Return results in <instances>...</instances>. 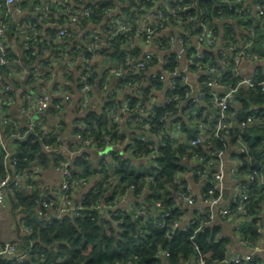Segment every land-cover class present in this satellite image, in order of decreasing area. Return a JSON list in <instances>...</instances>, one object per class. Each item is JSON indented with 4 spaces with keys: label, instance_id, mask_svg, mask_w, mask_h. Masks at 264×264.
<instances>
[{
    "label": "built area",
    "instance_id": "built-area-1",
    "mask_svg": "<svg viewBox=\"0 0 264 264\" xmlns=\"http://www.w3.org/2000/svg\"><path fill=\"white\" fill-rule=\"evenodd\" d=\"M4 1L8 8L14 7L13 11H23L20 6L23 0ZM106 1H113L115 7L107 13L105 24L95 26L90 33L92 43L87 46V54L80 48L85 46L82 36L87 32L82 20H90L92 14L88 4L49 0L35 6V24L9 22L11 10L0 19V156L5 170V174H0V213L13 201L18 203L17 194L40 191L37 209L38 216L44 219L41 227L63 216H86L92 209L98 213L102 227L110 234L113 229L116 237L124 233L125 218L131 213L133 221L138 220V227H142L139 235H148L144 230L148 222L157 231L166 230L172 246H180V241L176 240L177 233L193 232L194 257L192 260L183 259L182 264H206L194 236L204 228L218 230L214 225L216 220L237 215L239 222L234 233L246 253H227L226 259L218 264L255 262L262 238L249 240L242 225L249 218V191L264 193V144L258 148L261 156L252 171L254 173H241L252 160L251 143L242 133L254 125L264 126V105L253 106L242 120H239L236 109L242 105V89L254 91L260 87L264 91V71L248 76L241 69L242 64L250 60L264 58L259 52L261 46L264 48V0H220L219 16L213 21H208L205 9L197 0H159L151 8L144 5L135 8L137 12L132 11L134 22L122 10L129 5L127 0L125 4L120 0ZM141 1L136 0L140 4ZM63 14H69L68 25L57 27L56 22L50 21L51 17L58 19ZM49 24L58 28L55 36L46 30L44 34L39 31ZM10 25H14L13 30H10ZM9 32L14 37L24 38L22 56L30 67L24 89L17 88L11 80L15 75L13 65L18 60L11 63L6 45ZM124 35L131 38L121 45L126 57L120 62L110 54L114 52L112 41ZM40 37L59 42L57 50L68 51L76 57L73 59L63 54L49 58V53L39 55L32 42ZM101 51L105 53L101 54ZM29 52L36 56L34 63H28ZM205 52L213 53L214 57L206 56ZM172 63L176 68H171ZM71 73L78 76L79 89L76 82L69 81ZM92 75L99 76L100 84L99 80L95 85L90 82ZM136 75H140L138 80L132 77ZM203 77V83L199 82ZM176 78L182 80L181 85L175 81ZM157 83L160 84L157 86ZM41 84L45 88L39 90ZM68 85L73 86L72 93L66 88ZM179 89L185 93L181 94ZM146 90L149 97H145ZM19 91L22 92L20 112L26 117V126L8 115ZM75 92L80 94L76 106L80 117L69 139H65L63 109L65 104H71ZM122 92H127L123 98ZM206 97H209V106L217 112L213 125L198 119V109L204 106ZM132 98L140 100L139 106H130ZM55 99L61 103L54 104ZM105 102L110 103L105 109L109 119L124 138L114 140L106 134L102 143L97 144L91 136L93 127L85 124L84 117L92 110L101 112ZM173 104L176 111L170 110ZM52 107L57 110V115L51 118L53 127L47 119ZM159 110L164 113L162 116ZM43 112L48 114L36 118V114ZM6 125L14 128L9 137L4 136ZM36 127L42 129V152L53 160L51 166L60 173V185L53 190L41 185L40 178L47 170L41 162L32 163L30 176L16 170L17 157L10 141L24 140ZM154 127L160 130L154 132ZM232 132L236 134L234 138ZM191 133L194 136L189 138ZM50 134L54 137L51 138L53 143L47 137ZM169 144L173 148L184 145L186 149L175 152L180 169L172 178L163 180L162 192L170 191L175 203L182 206L186 214L171 224L165 219L149 222L151 214L157 212H162L164 218L169 216L164 213L160 200L145 202L152 186L157 185L156 180L162 176L163 168L159 163L163 157L161 149ZM85 150L98 152L96 165L90 162V154ZM80 156L89 162L90 173L83 174L82 169L76 173L74 162ZM56 157L58 162H55ZM122 163L131 164L129 171L132 174L148 176L140 192L137 193L134 184L125 186L121 183L115 170H120ZM227 176L229 182L226 181ZM230 184L234 186V192L229 196ZM226 200L229 201L224 204ZM199 203L205 207L198 208ZM45 211L48 214L44 216ZM261 216L260 234L264 229V206ZM21 224L25 234L33 233L26 219ZM216 236L223 239L219 230ZM32 250L31 245L21 250L18 243L0 242V260L20 264ZM157 256L162 264H170L169 249L159 246ZM118 264L138 263L127 258Z\"/></svg>",
    "mask_w": 264,
    "mask_h": 264
},
{
    "label": "trees",
    "instance_id": "trees-1",
    "mask_svg": "<svg viewBox=\"0 0 264 264\" xmlns=\"http://www.w3.org/2000/svg\"><path fill=\"white\" fill-rule=\"evenodd\" d=\"M74 2L75 5H87L88 8L92 9V14L90 20L83 19L85 24L84 29L87 30L82 36L83 44L80 48V51H84L86 54L87 46L92 43L89 39L90 33L94 31V27L102 24L105 21L107 13L113 10L115 7L113 1L106 0H68ZM121 2L126 3V0H120ZM129 5L127 7H122L125 13L130 15L132 22L135 20L133 10L140 7L141 5L146 8H151L154 3L159 0H142L141 4L137 3L136 0H127ZM191 1V0H186ZM200 3L201 8L205 9L207 13L208 21H213L214 18L219 16L221 1L220 0H197ZM25 1L23 0L20 3L21 8H24ZM137 12V11H136ZM138 15V13H137ZM230 15V13H229ZM137 18V17H136ZM69 14H63L58 19L51 17V22H56L57 27L68 25ZM91 21L90 24H88ZM105 24V22H104ZM47 26V25H46ZM93 26V28H90ZM56 26H47L46 32L51 35H56L57 28ZM10 30L14 29V25L9 26ZM105 31H108L107 27L103 26ZM11 33V32H9ZM7 33V37L10 35ZM72 33L77 35L76 31ZM131 36L124 35L116 40L112 41V47L114 52L110 54L112 58L123 62L126 55L121 49V45L126 44ZM78 43V42H75ZM59 42L51 40H42L40 37L36 42H32V45L37 49L39 55H47L49 53V58H56L60 55L67 54L73 59L76 57V54H73L68 51L57 50ZM260 48V45L257 46ZM11 56V63L18 60L17 55L8 48ZM101 54H104L105 51H101ZM137 54V53H136ZM206 56L210 58L214 57L213 53L205 52ZM36 56H32L31 52L27 53V58L29 59L28 63H34ZM81 68V66H79ZM171 68H176V64L172 63ZM74 73L68 77L70 82H76L79 89V78L75 77ZM134 80H138L140 75L132 76ZM30 80H32L30 78ZM90 82L94 85L98 82L99 76L92 75L90 77ZM204 77L200 79L199 82L203 83ZM175 81L181 85L182 80L176 78ZM232 83L235 80L229 79ZM100 84V80H99ZM160 83H157V86ZM45 88L43 84L40 85L39 90ZM58 88V85H57ZM71 93L74 91L73 86L68 85ZM181 94L185 93V90L179 89ZM149 91H145V97H149ZM242 105L240 108L236 109V114L239 120L244 119L250 112V109L253 106H262L264 105V91L261 88L256 90H245L240 91ZM204 106H200L198 109V119L203 123L213 125L215 123L216 111L209 106V97L205 98ZM54 104L61 103L58 99H55ZM141 103L138 98H132L130 106L135 108ZM109 102H105L102 107V111H90L84 117L85 124L92 126L91 136L95 139L97 144H101L106 134H110L111 138L114 140H120L124 138L114 127L115 124L111 122L107 113L106 107L109 106ZM11 108V107H10ZM170 110L176 111L175 104L170 106ZM7 109L5 108V112ZM160 116L162 113L161 110ZM8 115L13 116L11 112H8ZM57 115V110L55 107L50 108L47 119L49 124L53 127V123L50 122L52 116ZM16 118V117H15ZM17 119V118H16ZM20 121L19 119H17ZM14 128L11 125H6L4 136L9 137L13 132ZM158 127H154L152 131H159ZM83 134H86L87 131L79 130ZM243 137L251 143L250 151L252 160L248 162L245 167L241 170V173L252 172L255 168L256 162L259 160L261 153L258 149L260 145L264 144V126L254 125L249 129L245 130L242 133ZM42 136L41 127H36L34 131L30 132L24 140H11L10 144L13 146V151L17 157L16 170L22 171L27 176L31 175V166L33 162H41L44 166V169H48L52 164V159L42 152V141L40 137ZM194 133L189 135V138H192ZM231 136L234 138L236 134L231 133ZM51 143L54 141L51 138H54L52 134L47 136ZM186 147L184 145L179 146L178 148H173L169 144L166 148H162L161 152L163 154L162 159L160 160V165L163 168L162 176L156 180L157 185H153L151 188V194L146 196L145 202H151L152 200H160L163 203L164 213H168L169 216L164 218L162 212H157L151 214L148 221L159 222L165 219L169 224H171L176 218L183 217L186 212L182 206H179L175 203L173 194L170 191L162 192L163 189V180H168L172 178L175 172L180 169V166L176 164L178 158L176 157L175 152L185 151ZM55 162H58L57 157ZM74 166L77 169L76 173L79 174L80 169H82L83 174L90 173V164L88 161L84 160L82 156L77 157L74 162ZM122 168L120 170H115V173L120 176V181L125 186L129 184H134L137 186V193L141 191V187L147 182V177L145 175H134L129 171L131 167L130 163H122ZM143 168V166H141ZM0 174H5L3 167V158L0 156ZM251 206L248 207V216L249 218L243 222L242 230L249 240L259 241L261 234L258 232L262 223L263 217L261 216V211H263L264 206V193H259L257 191H249ZM16 198L18 203L15 204L12 202V213L15 216L22 217V220H27L29 226L33 228V233L25 234L21 238L20 248L21 250H26L30 245L33 250L28 258L20 264H118L121 261L126 260L127 258H132L138 264H162L161 258L157 256L159 246L163 249L170 250L169 262L170 264H182L183 259L192 260L194 257L195 251L193 249V242L191 238L193 237V232H186L181 234H176V240L180 241V246H172L167 237V232L157 231L153 229L151 225L146 223L144 230L148 231V235L141 236L139 235L140 227L138 220L133 221L132 214L128 213V216L125 218L126 222L123 225L124 233L116 237L114 235V230L112 229V234L102 227V221L96 211L89 209V212L86 216H81L78 218H73L70 216H63L62 219L53 221L45 227H41V224L44 223L43 217L38 216V203L40 200V191L35 193H22L17 194ZM48 212H44V216ZM217 229L204 228L202 231L198 232L194 236V242L199 247L200 251L205 258L206 264H218L227 257L226 250V239H217ZM245 236V237H246ZM0 264H12L4 260H0ZM249 264H258V256L255 262H249Z\"/></svg>",
    "mask_w": 264,
    "mask_h": 264
},
{
    "label": "crops",
    "instance_id": "crops-1",
    "mask_svg": "<svg viewBox=\"0 0 264 264\" xmlns=\"http://www.w3.org/2000/svg\"><path fill=\"white\" fill-rule=\"evenodd\" d=\"M24 1H25V5H24V8H22L23 11L21 13H17L13 11L14 9L13 6L8 8L4 3L5 1L0 0V19L7 16L8 10H11L10 15H8L9 22H14L15 24H17L21 21L22 22L26 21V22H31L35 24L37 21L36 19L37 11L34 9L35 6L47 3L49 0H24ZM45 30H46L45 25L41 29H39V31H41V34H44ZM23 40H24L23 37H14L11 34L7 37V40H6L7 48H10L18 57V61L15 62V64L13 65V68L15 70V75L12 76L13 78L11 80L17 86V88H20V89L22 88L24 89L25 87L24 84H25L26 75L28 72V68H30L22 56L21 45H22ZM255 50H256L255 48L252 49L253 52H255ZM259 52L263 55L261 57H264V48L262 46L259 49ZM241 69L243 73L248 76L253 75V73H255L256 71H264V58L262 59L260 58V60H250L247 63L242 64ZM126 93L127 92H122L121 98H123ZM79 98H80V94L78 92H75L71 104H68V105L65 104V107L63 109L64 112H63L62 122L66 130V133L63 135L65 139H69L68 137H70L69 135L68 136L66 135L69 130L68 128H70V133H71L73 126H75V124L79 121L78 119H76L68 124L66 120L67 116L71 113L79 115L77 112L78 109L76 107ZM9 112H11V108ZM50 121L51 123L54 122L53 119L52 120L50 119ZM90 151H93V150H90ZM94 152H96V150H94ZM89 157L91 158L90 162L93 165H96L99 155L98 157L96 156L94 157L92 155H90ZM229 180L230 179L227 176L226 181L229 182ZM40 182L43 187H45L46 185L47 188L50 190L58 188L60 185V173L57 170H55L53 166L50 165V167H48V169L42 174L40 178ZM233 192H234V186L230 184L229 185V196L233 194ZM228 201L229 200H226L224 204L227 203ZM204 207L205 206L199 203L198 208L203 209ZM50 213H52V211ZM238 218L239 216L232 215L231 217H228L226 219H218L214 222V225L216 224V228H218V230L221 232V236L223 237V239L227 240L226 250H227V253L231 255L246 253V250L238 242V237L236 233H234V227L239 222ZM21 222H22V217L13 215L12 206L10 204L6 207H3L0 213V242L2 243L15 242L19 244L23 235H25ZM263 227H264V224H263ZM261 235H262L261 236L262 239H261V244H260L261 246L260 252L257 253L258 254L257 255L258 264H264V249H263L264 248V229Z\"/></svg>",
    "mask_w": 264,
    "mask_h": 264
},
{
    "label": "rangeland",
    "instance_id": "rangeland-1",
    "mask_svg": "<svg viewBox=\"0 0 264 264\" xmlns=\"http://www.w3.org/2000/svg\"><path fill=\"white\" fill-rule=\"evenodd\" d=\"M21 102H22V92L19 91L18 94H17V98H16V102L14 105H11V114L16 117L17 119L20 120V122L22 123L23 126H26L27 125V120H26V117L20 112V105H21ZM48 112H43V113H38L36 114V118H39L41 116H45L47 115ZM80 116L77 115V114H69L67 116V122L68 124L71 123L72 121L78 119ZM68 132H67V136L69 135L70 133V128H68ZM86 152H88L90 155L92 156H96L98 157V153L97 152H94V151H90V150H85Z\"/></svg>",
    "mask_w": 264,
    "mask_h": 264
}]
</instances>
